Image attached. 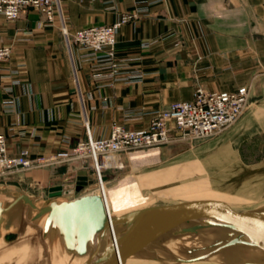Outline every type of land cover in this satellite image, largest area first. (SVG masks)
<instances>
[{
  "label": "crops",
  "instance_id": "obj_1",
  "mask_svg": "<svg viewBox=\"0 0 264 264\" xmlns=\"http://www.w3.org/2000/svg\"><path fill=\"white\" fill-rule=\"evenodd\" d=\"M60 9L68 34L137 14L118 30L115 56L125 61L123 75L141 78L97 88L83 51L64 39L58 16L46 26L32 9L14 22L0 16V46L11 49L0 63V135L9 155L27 150L31 159L47 158L108 137L113 124L146 129L149 113L192 101L197 88L248 87L250 109L236 132L257 135L264 128V0H61ZM187 148L171 146L179 153ZM70 171L43 167L10 175L9 182L49 190Z\"/></svg>",
  "mask_w": 264,
  "mask_h": 264
},
{
  "label": "rangeland",
  "instance_id": "obj_2",
  "mask_svg": "<svg viewBox=\"0 0 264 264\" xmlns=\"http://www.w3.org/2000/svg\"><path fill=\"white\" fill-rule=\"evenodd\" d=\"M238 125L236 123L211 137L190 142L187 150L180 153L173 151L172 145H165L100 157L117 161L114 166L101 169L94 167L91 161L87 165L76 160L59 164L71 171L66 178H61L64 179L62 182L57 180L55 187H63L69 182L75 184L78 171H86V176L93 180L92 185L79 192L52 194L50 189L31 190L24 184L9 182L7 176L0 179V205L7 206L15 196L24 192L34 196L31 199L35 201L56 197L71 201L97 189L98 182L102 180L99 193L96 190L91 192L94 193L91 196L100 197L107 213L118 217L154 205L199 199L220 201L239 210L257 208L264 205V128H255L260 132L257 135H248L236 132ZM14 208L8 219L3 216L0 231H14L24 236L26 231L29 232L31 210L23 202ZM30 235L29 244L24 248L22 245L28 236L17 242L19 250L3 248L1 240L0 255H4L0 264H44V251L39 248L38 241L40 231ZM187 249L191 250V247L185 248L181 256H188ZM45 261L48 262V258ZM241 261L250 260L238 262ZM157 262L176 263L165 259Z\"/></svg>",
  "mask_w": 264,
  "mask_h": 264
},
{
  "label": "water",
  "instance_id": "obj_3",
  "mask_svg": "<svg viewBox=\"0 0 264 264\" xmlns=\"http://www.w3.org/2000/svg\"><path fill=\"white\" fill-rule=\"evenodd\" d=\"M187 146L188 143L184 142ZM174 144V143H173ZM170 144V145H173ZM86 171L76 173L75 184L53 187L52 194H65L92 185ZM23 202L31 210L30 226L41 231V237L58 235L66 252L86 258L82 264H123L129 258L143 257L161 248L170 239H180L207 232L221 236L195 256L197 249L187 251L188 259L169 261L189 264L221 255L234 247L256 252L261 261L227 262L225 264H264V205L253 209H235L214 200H188L174 204L154 205L119 217H110L98 196H81L72 201L60 197L35 201L18 195L9 205H0L3 215ZM43 216L42 227L34 225ZM18 234L6 232L5 243L17 240ZM194 253H196L194 255Z\"/></svg>",
  "mask_w": 264,
  "mask_h": 264
},
{
  "label": "built area",
  "instance_id": "obj_4",
  "mask_svg": "<svg viewBox=\"0 0 264 264\" xmlns=\"http://www.w3.org/2000/svg\"><path fill=\"white\" fill-rule=\"evenodd\" d=\"M61 0H0V16L7 22L19 19L28 9L41 15L40 26L51 25L58 16L61 33L68 44L83 51L82 62L87 64L89 77L97 88L113 87L119 82H133L140 74L123 75L125 61L115 56L116 34L125 24L137 19L135 13H123L107 26L87 27L68 34L60 9ZM112 5L114 0H102ZM10 47L0 46V63L10 57ZM105 101V100H104ZM249 107V88L240 87L233 92H209L197 88L190 102L172 103L167 108L149 113L151 120L146 129L127 130L113 124L108 137L79 141L66 152L47 158L31 159L27 150L11 156L4 135H0V179L15 173L56 166L72 160L87 165L100 157L122 155L176 142H193L215 135L234 125Z\"/></svg>",
  "mask_w": 264,
  "mask_h": 264
},
{
  "label": "bare ground",
  "instance_id": "obj_5",
  "mask_svg": "<svg viewBox=\"0 0 264 264\" xmlns=\"http://www.w3.org/2000/svg\"><path fill=\"white\" fill-rule=\"evenodd\" d=\"M116 163L117 161L115 159L106 157V158H99L96 161L95 165L97 169H101L104 167H112ZM101 182L100 183L98 182V188L91 192H94L97 190L96 192L99 193ZM91 192L87 195L91 196L94 194V193L92 194ZM83 196H86V195H83ZM109 216L118 217L115 215H109ZM45 217L46 216H43L39 221L35 222L34 225L42 227ZM30 224H33V222L30 221ZM30 224L28 226L29 232L26 231L23 234L24 236H19L18 234L17 240L11 243H5L3 241V236L5 233L0 231V241L2 240L1 244L3 248L7 249L8 247L9 248L15 247L17 250H19L17 242L20 240L24 241L25 237L27 236L28 238L26 239V241H24V244L22 245V247L24 248L25 245H28L29 244L28 242L31 239L29 238L31 236L30 233L36 232V229L32 228ZM9 232H14V231H9ZM41 235L42 233L40 231V237L38 238V241H39V248L42 251H44V257H45L43 261L44 264H48V263L49 264H82L85 261L86 258H77L73 254L66 252L65 249L63 248L62 239L58 235L56 234L48 235L46 239H43ZM220 236H221L220 232L208 230L207 232L186 236L180 239H170L164 242L160 249L155 250L154 252L145 254L143 255V257L129 258L123 264H158L157 261H159L160 259H165V260H171L175 258L188 259L189 256L187 257L181 256V253L185 251V248L191 247V249H197L198 250L196 252L197 254L194 253V255L196 254L195 256H197L200 253H204L200 251V249H203L206 251L205 248L210 246L213 243V241L217 240ZM201 244H203V246L200 247ZM195 245H199V246H195ZM3 255L4 254L0 255V258H2ZM46 258H48V262L45 261ZM242 259H247L250 261H261L262 260V258L254 251H250L243 247H234V248H231L225 251L221 255L213 256L205 261H198V262L189 263V264H225L227 262L235 263Z\"/></svg>",
  "mask_w": 264,
  "mask_h": 264
}]
</instances>
